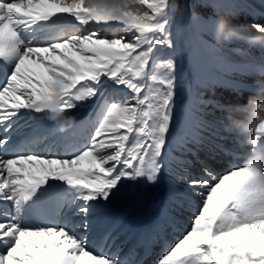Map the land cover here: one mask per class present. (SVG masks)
I'll return each mask as SVG.
<instances>
[{
	"label": "snow or ice",
	"instance_id": "snow-or-ice-1",
	"mask_svg": "<svg viewBox=\"0 0 264 264\" xmlns=\"http://www.w3.org/2000/svg\"><path fill=\"white\" fill-rule=\"evenodd\" d=\"M176 10L173 0H0V206L12 209L0 208V264H143L93 232L124 182L156 184L199 159L203 100L189 95L177 119L176 62L158 51L174 50ZM110 84L122 94L106 95ZM98 97L78 137L32 131L51 121L64 133L73 123L51 113ZM255 137L249 156L264 147V123ZM248 159L171 187L195 211L156 264H264V174Z\"/></svg>",
	"mask_w": 264,
	"mask_h": 264
},
{
	"label": "bare ground",
	"instance_id": "bare-ground-1",
	"mask_svg": "<svg viewBox=\"0 0 264 264\" xmlns=\"http://www.w3.org/2000/svg\"><path fill=\"white\" fill-rule=\"evenodd\" d=\"M202 2L205 5H210L213 11L222 15L236 14L233 19L255 17L258 18L256 21L258 23L256 24H260L259 21L264 19V0H202ZM199 13L201 12L192 7L188 12V24L189 22L194 23L196 20L200 22L207 21V23L215 27L217 20L207 19ZM173 18L174 15L171 16L170 28L173 24ZM249 24L252 25L254 23L250 22ZM186 29H189V25H187ZM185 38L179 41L180 44L178 46L175 45L176 40H178L177 37L172 39L174 41V49L177 52L167 48L158 49V51L165 57L172 56L176 62L178 85L177 119H179L182 106L189 95L192 97L193 106L199 105L200 100H203L202 117L206 123L202 134L203 143L199 146L202 158L196 159V164L185 166L183 169L175 165L171 169L166 167L161 179L156 184H147L143 181L136 183L124 182L120 192L108 202L114 209L115 220H121V224L111 228V238L105 248L106 251L109 249L114 251L119 242L126 238L127 235L122 232V225L125 221L132 219L135 214H158V210L164 204V193L169 192L172 186L183 187L184 181L188 178L185 173L190 172L198 175L203 167H209L217 173L226 171L229 156L221 151L222 147L231 149L236 146L240 148L242 153V157L239 158L242 161L241 166L248 159L251 144L245 143L246 138L238 132L228 129L226 117L231 106L247 104L249 98L256 94V82L264 79L260 75V73L264 72V49L259 47L250 48L248 45L239 44L237 41L231 44H219L211 40L212 43L210 44L204 45L200 43L198 45L197 40L190 42L185 40ZM194 45L196 49L190 50ZM247 48L249 51L246 50ZM236 49H244L245 52L240 54ZM194 75L196 76L195 79ZM198 86L203 90L198 92ZM122 91V89H117L110 84L105 89V94L109 95L111 93L110 95L119 96ZM220 92L223 95L218 96L217 94ZM207 93L212 94L205 95ZM240 93H242L243 97L239 96ZM245 96L246 99L244 98ZM99 102V97L94 101L84 102L77 109L71 110L70 114L80 117L84 121H87L90 117L94 119ZM76 110H78V115H76ZM42 134H45V130H41ZM49 136L51 139L50 133ZM215 153L217 157L211 158L210 155ZM189 157L191 158V156H188V159ZM0 208L12 211L10 203L7 206L2 205ZM194 211V208L187 205H178L171 193L169 206L163 217L166 220L163 230L165 233L170 234L168 246L174 245L186 234V231L191 226ZM109 226L103 215L100 214L93 235L103 234ZM165 241L162 236L157 238L155 242L156 245L158 244L157 249L150 258H142L143 264H156L158 258L161 257L163 251L168 247L165 248ZM162 243L163 245H161ZM123 249L125 248L121 247L120 250ZM122 253L123 251L120 254L122 255Z\"/></svg>",
	"mask_w": 264,
	"mask_h": 264
},
{
	"label": "clouds",
	"instance_id": "clouds-1",
	"mask_svg": "<svg viewBox=\"0 0 264 264\" xmlns=\"http://www.w3.org/2000/svg\"><path fill=\"white\" fill-rule=\"evenodd\" d=\"M175 8L180 7L179 0H173ZM236 14L219 16L215 25L214 39L219 44H231L241 41L250 48L264 47V27L248 25H235L232 18ZM240 54H244V49H236ZM264 77V72L260 73ZM257 92L251 96L247 104L231 106L227 112L228 129L236 131L244 136L245 143L258 145L255 137V129L264 123V79L257 82ZM51 118L58 124L64 125L65 122L75 123V116L63 112L51 113ZM66 126L64 130H66ZM248 165L257 173L264 174V147L249 156Z\"/></svg>",
	"mask_w": 264,
	"mask_h": 264
},
{
	"label": "rangeland",
	"instance_id": "rangeland-1",
	"mask_svg": "<svg viewBox=\"0 0 264 264\" xmlns=\"http://www.w3.org/2000/svg\"><path fill=\"white\" fill-rule=\"evenodd\" d=\"M179 4H180V7L178 10H176L174 14V18H173V24L171 28L169 29L171 32V38L175 39L177 37L178 39L176 40V44H175L176 46L180 44L179 41H182L184 37L187 38V39L185 38V40H188L190 42H193V40H197L198 45L200 43L204 45L210 44L212 43L211 40L216 41L214 39L215 27L211 26L209 23H207V21L200 22L196 20L194 23L189 22L188 24L187 22V19L189 17L188 12L190 11L192 7H195V9L198 12H201L199 13L201 16H205L207 19H213V20H217L219 16H222V14L213 11L211 6L205 5V3L202 2V0H179ZM144 10H147V9H144ZM238 18H235V19L232 18V23L235 25L241 24V25H248V26H251L249 24L250 22H253L254 24L258 23L256 22L258 18H255V17H245V18H239V19ZM259 23L264 24V19L259 21ZM187 25H189L190 30L186 29ZM189 31H191L192 34ZM187 34L189 35L187 36ZM238 43L242 44L243 42H238ZM195 49H196L195 45L190 48V50H195ZM246 50H248V48ZM174 51L177 52L176 49H174ZM220 93H218L217 95L218 96L223 95V93L222 94ZM110 94L111 93H109V95ZM208 94H212V93H207L205 95H208ZM244 98L246 99V96Z\"/></svg>",
	"mask_w": 264,
	"mask_h": 264
}]
</instances>
